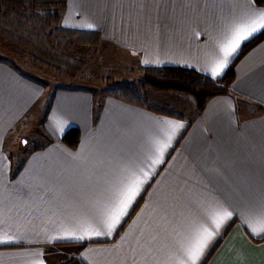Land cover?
Returning a JSON list of instances; mask_svg holds the SVG:
<instances>
[{
    "label": "crops",
    "instance_id": "0c3cea01",
    "mask_svg": "<svg viewBox=\"0 0 264 264\" xmlns=\"http://www.w3.org/2000/svg\"><path fill=\"white\" fill-rule=\"evenodd\" d=\"M251 10L264 7L254 0H68L62 20L100 31L135 60L130 64L178 65L212 76L219 42ZM235 71L229 93L212 97L202 111L174 91L149 94L145 107L108 90H84L74 125L81 138L76 146L59 142L62 158L41 160L31 143L23 161L28 142L16 145L21 172L0 175V241H7L0 243V264H170L173 241L209 205L233 216L199 264H264V239L245 224L264 205V38ZM18 75L8 81L7 63L0 62V119L7 117L8 100L22 97ZM2 130L0 159H6ZM165 142L161 163L153 165ZM41 166L52 174L41 173ZM141 169L149 178L110 235L52 239L94 218L109 189ZM50 181L57 186L41 184ZM67 248L73 250L65 258Z\"/></svg>",
    "mask_w": 264,
    "mask_h": 264
},
{
    "label": "trees",
    "instance_id": "16d2710c",
    "mask_svg": "<svg viewBox=\"0 0 264 264\" xmlns=\"http://www.w3.org/2000/svg\"><path fill=\"white\" fill-rule=\"evenodd\" d=\"M254 2L264 7V0ZM67 5L68 0H0L3 45L8 50L25 54L33 64L56 76L76 77L84 64L94 57L100 34L96 30L64 26L62 18ZM263 38L264 32H261L244 42L220 77L178 65L144 66L143 82L160 91L184 93L192 97L202 111L212 97L229 93L236 77L237 61ZM108 92L130 103L150 106L146 95L125 81L115 82ZM80 138L81 131L76 126L62 135V141L70 146H76Z\"/></svg>",
    "mask_w": 264,
    "mask_h": 264
},
{
    "label": "rangeland",
    "instance_id": "374dc122",
    "mask_svg": "<svg viewBox=\"0 0 264 264\" xmlns=\"http://www.w3.org/2000/svg\"><path fill=\"white\" fill-rule=\"evenodd\" d=\"M99 34V42L94 57L88 60L80 73L73 78L56 76L33 64L25 54L5 48L0 38V62L7 63V80H13L11 75L15 71L21 75L18 77L23 79L22 97L18 96L17 100L9 99L7 117L0 119V126L4 129L2 130L4 134L1 135L2 141L4 140L8 144L7 150L3 151L6 153V159L4 155L0 159L1 176L21 172L20 159H17V153L20 150L16 145L25 143V141L28 144L21 152L23 161L28 160L25 155L30 152L31 143L39 148L37 149L38 157L41 160L64 156V150L55 149V147L58 146L59 142L62 143L61 134L63 135L67 129L77 124L81 108L80 101L84 90H92L91 95H94V92L102 94L115 82L125 81L146 95L149 105V94L172 91H160L145 85L142 70L144 66L130 64L131 61L135 60H131L127 52L107 41L100 31ZM10 88L9 84L8 89ZM67 93L68 95H66ZM190 98L193 100L192 97ZM83 103L85 104V102ZM52 145L55 146L52 147ZM28 172L24 171L23 173ZM41 173L52 174L47 167L43 166H41ZM0 184L2 185V183ZM41 184L57 186L58 182L52 183L50 181ZM72 250V248L66 249L65 258Z\"/></svg>",
    "mask_w": 264,
    "mask_h": 264
},
{
    "label": "snow or ice",
    "instance_id": "6c2138e0",
    "mask_svg": "<svg viewBox=\"0 0 264 264\" xmlns=\"http://www.w3.org/2000/svg\"><path fill=\"white\" fill-rule=\"evenodd\" d=\"M261 32H264V11L245 12L228 28L223 40L219 42L218 52L210 68L211 75L218 76L226 67L229 58L237 53L241 44ZM177 127L180 125H173V128ZM167 147V142L158 146L156 158L151 161L153 165L161 163L160 156ZM148 178L149 172L143 169L129 172L109 189L106 200L97 206L94 218L85 220L75 230H66L64 235L52 239L82 241L86 237L110 235L128 213ZM232 216L231 211L218 205L204 207L202 216L193 218L188 223L184 235L173 241L174 251L169 256L170 264H199L206 250H209L210 245L220 236L222 225ZM245 224L251 235L264 239V235H261L264 233V205L250 212ZM78 232L81 234H77ZM40 264H43V261Z\"/></svg>",
    "mask_w": 264,
    "mask_h": 264
}]
</instances>
